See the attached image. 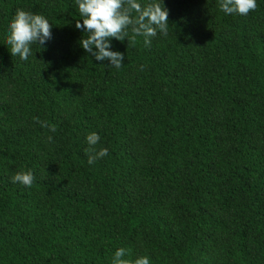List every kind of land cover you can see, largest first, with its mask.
Instances as JSON below:
<instances>
[{
    "label": "trees",
    "instance_id": "trees-1",
    "mask_svg": "<svg viewBox=\"0 0 264 264\" xmlns=\"http://www.w3.org/2000/svg\"><path fill=\"white\" fill-rule=\"evenodd\" d=\"M256 2L242 16L162 0L167 35L110 40L116 69L80 47L75 0H0V264H111L118 248L150 264H264ZM18 8L53 26L27 61L5 44ZM91 132L108 155L89 165ZM21 170L32 187L11 182Z\"/></svg>",
    "mask_w": 264,
    "mask_h": 264
},
{
    "label": "clouds",
    "instance_id": "clouds-1",
    "mask_svg": "<svg viewBox=\"0 0 264 264\" xmlns=\"http://www.w3.org/2000/svg\"><path fill=\"white\" fill-rule=\"evenodd\" d=\"M75 4L81 17L75 22V28L83 32L79 40L80 47L96 61L107 60L110 67L116 69L123 66L125 56L111 50L110 40H127L128 44H134L137 37H143V43L148 47L151 39L158 33L165 36L168 33V10L162 0H147L144 4L140 0H75ZM218 6L225 14L242 16L258 8L256 0H218ZM52 27L45 15L18 8L7 25L5 44L14 58L27 61L30 56L34 58L33 45L43 51L41 46L51 39ZM33 120L41 128H48L51 132L57 130L55 125L46 120L42 121L38 117H33ZM100 139L96 132L88 133L85 137L88 145L85 153L89 165L108 155L107 148L96 147ZM47 141L51 143L52 136H48ZM34 181L32 170H21L11 177L12 183L27 188L32 187ZM128 256V249L118 248L111 264H150L148 256H140L134 260L127 258Z\"/></svg>",
    "mask_w": 264,
    "mask_h": 264
}]
</instances>
